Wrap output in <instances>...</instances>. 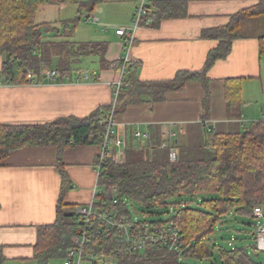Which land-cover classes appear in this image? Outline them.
I'll list each match as a JSON object with an SVG mask.
<instances>
[{
	"label": "trees",
	"instance_id": "16d2710c",
	"mask_svg": "<svg viewBox=\"0 0 264 264\" xmlns=\"http://www.w3.org/2000/svg\"><path fill=\"white\" fill-rule=\"evenodd\" d=\"M101 1L79 2L76 17L59 22L61 28L57 29L55 23L37 22V14L46 6L60 8L73 0H0V57L4 58L0 76L11 85H24L28 73L38 77L52 66L61 78L69 77L71 65L79 64L84 57H96L99 67L108 66L104 59V43L64 40L72 36L82 20V12H92ZM153 7L154 11L149 6V13L156 22L185 13V3L177 0L158 1ZM255 18H264V0L235 13L226 26L203 32V38L215 39L218 45L208 53L200 71L178 72L172 80L165 82H143L136 77L135 66L128 65L124 84L114 102L113 115L123 113L129 106L163 102L169 92H181L187 83L198 82L205 92L201 119H206L210 91L206 73L215 61L228 55L231 43L242 37V24ZM49 37L58 40L46 39ZM258 52L259 56H264V37L258 39ZM117 67H121V61ZM240 94L239 78L224 82L228 118L240 119ZM111 110L112 105L101 106L87 119L67 117L45 125L0 123V165L9 153L23 148L56 147L62 150L84 145L100 146ZM238 124H232L235 127L229 129L215 127L206 140L199 132L197 139L186 145L177 146L174 142L177 146L175 162L169 161L167 150L158 148L159 143L146 142L142 147L129 144L123 163L117 165L107 160L102 164L98 185L104 188L105 194L101 201L110 205L111 192L115 189L120 202L123 199L136 202L145 215L163 210L168 215L159 222H173L180 229L184 242V248L178 253L147 248L143 255L134 258L109 254L110 258L118 264H186V260L261 264L255 259L259 252L254 245H228L225 248L216 245L212 238L230 213L251 219L253 208L264 205V120L253 122L247 128ZM64 207H58L53 225L37 228L33 248V261L37 264L62 260L71 247V239L79 225L78 217L75 208L64 211ZM241 224L249 226L244 222ZM219 240L224 241V236ZM4 261L0 247V264Z\"/></svg>",
	"mask_w": 264,
	"mask_h": 264
},
{
	"label": "crops",
	"instance_id": "0c3cea01",
	"mask_svg": "<svg viewBox=\"0 0 264 264\" xmlns=\"http://www.w3.org/2000/svg\"><path fill=\"white\" fill-rule=\"evenodd\" d=\"M79 1L73 0L72 3H77V7ZM158 1L165 0H147L153 11V5ZM177 1L185 3L184 15L158 22L154 19L152 27H140L135 31L127 55L140 81L165 82L172 80L178 72L200 71L208 53L218 45L217 40L203 38L202 33L226 26L235 13L259 2ZM137 5L138 0H102L92 12H83L85 18L95 17L98 25H107L105 30H91L90 40L86 42L105 44L104 59L108 66L99 67L96 57H84L80 63L87 65L89 60L96 59L97 70L71 66L69 77L61 78L57 74L54 82L40 78L38 85L0 87V123L45 125L67 117L87 119L99 107L111 105L113 84L121 79L117 65L124 55L122 38L116 36L115 30L131 26L132 12ZM61 8L63 6L58 8L59 12ZM42 21L45 22V19ZM240 34L242 37L231 43L228 55L215 61L206 73L210 90L206 119H201L204 115L201 104L205 97L202 85L187 83L181 92H169L163 102L129 106L115 116L118 136L124 140L125 146L142 147L146 142L160 145L162 131L168 132L173 145L175 142L179 146L193 142L199 132L206 140L215 127L229 129L232 124L239 123L241 128H247L244 118L249 108L245 103H264V56H259L258 52V39L264 37V18L245 21ZM71 39L72 36L70 42L86 43ZM3 60L0 57V65ZM85 76L87 80L83 79ZM238 78L244 108L241 106L240 119L234 120L226 113L224 82ZM137 133L141 137L136 138ZM100 150L97 145H84L62 150L56 147L23 148L9 153L0 165V247L5 259L3 264H37L33 261L37 228L53 225L61 205L65 206L64 211L69 207L76 211L90 202L97 184L96 162ZM225 228L228 229L227 226ZM222 229L218 228L219 231ZM241 232L240 236H233L228 245L253 246V229L249 235L246 229L242 228ZM237 239L239 243L235 245L233 242ZM249 240L251 243L248 244Z\"/></svg>",
	"mask_w": 264,
	"mask_h": 264
},
{
	"label": "built area",
	"instance_id": "2783aa9c",
	"mask_svg": "<svg viewBox=\"0 0 264 264\" xmlns=\"http://www.w3.org/2000/svg\"><path fill=\"white\" fill-rule=\"evenodd\" d=\"M85 20L97 22L95 17H87L84 18ZM153 22L154 19L149 13L147 0H138V5L132 12L131 26L115 30L116 36L122 38V51L124 53L121 58V79L112 87V110L105 121L101 150L96 162L97 184L93 189L90 202L75 211L79 225L71 239V247L62 264H117L114 259L109 257V254L119 258H134L143 255L147 248L163 249L174 253H178L184 248L182 233L173 222H148L147 220L132 219L124 200L120 202L117 198V191L114 189L111 192V204L109 205L101 201L105 192L104 188L98 185L99 171L103 163L107 160L117 165L123 163L126 146L124 140L118 136V124L113 115L114 102L117 93L124 84V77L128 65L131 63L127 51L133 44L135 31L140 27H152ZM40 78L46 82H54L57 78V72L54 69H46L38 77L28 73L26 84L38 85ZM83 79L87 80L88 77L85 76ZM8 86H11L9 81L0 78V87ZM135 136L136 138L141 137L139 133ZM170 138L168 132L162 131V143L158 148L167 150L169 161L175 162L177 149ZM263 206L254 207L251 213L252 219L256 221L253 231V245L257 252H264ZM104 244L106 246H103Z\"/></svg>",
	"mask_w": 264,
	"mask_h": 264
},
{
	"label": "rangeland",
	"instance_id": "374dc122",
	"mask_svg": "<svg viewBox=\"0 0 264 264\" xmlns=\"http://www.w3.org/2000/svg\"><path fill=\"white\" fill-rule=\"evenodd\" d=\"M54 1L56 2L58 0H53V2ZM75 1H77V0H75ZM80 1L82 2V1H87V0H80ZM76 4L77 3L65 4L63 6V8L60 9V12H59V9L56 7L46 6L41 10L40 13L37 14L36 20H37V22H43L42 19L44 18L45 22L55 23V26L57 27V29H60L61 25H59V22L69 21V19L71 20L74 17H76V15H77ZM83 12H82V14H83ZM84 18H85V16L83 15L82 16L83 21L81 20V22L78 24L75 32L72 35L71 40H73L75 42H86V41L90 40L88 38H89L91 30L93 31L94 28H96L97 30L103 28V30H105L107 27V25H98V22H92V21H86V20L84 21ZM86 22L88 24H86ZM46 39L55 40L52 37H49ZM56 40H58V39H56ZM64 40L70 41L69 38H65ZM94 61H96V59L89 60L87 65H84V63H79V64L73 63L71 66L72 67L79 66L83 70L93 71V70H97V64ZM51 69H53V66L51 67ZM242 104H243L242 107L244 108V103H242ZM245 104L247 105V109L249 108L247 110L249 115L246 113L247 114L245 116L246 118H244V124L246 125V127H249L250 124L253 122H256L259 120H264V118H263L264 117V103H262L261 101H258V102H252L251 104H249V103H245ZM260 107H261V109H260ZM245 112H246V110L244 111V113ZM262 114H263V117H262ZM238 126L240 127L241 125L238 124ZM232 127H235V125H232ZM195 140H193V141H195ZM123 200L126 204V208L130 212L132 219H136V220L140 219V220H145V221L147 220L148 222H157L160 220H165L166 219L165 217H167V215H168V213H165V211H163V210L158 212L157 214H154L151 216L145 215L143 213L142 207L140 205H138L136 202H133V201L131 202V201L126 200V199H123ZM262 214H263V218H264V206H263V213ZM240 218L242 220H239ZM263 221H264V219H263ZM222 222H224V225H222L220 227H222L223 229L220 231L218 229H216L212 238L215 240L216 245L218 244V245L224 246L225 248L228 247V241L233 236L237 237V236H240V234H242V232H241L242 228L246 229L247 232H249L248 233V235H249L251 233V230L254 229V225L256 224V221L253 220L252 218L250 219L247 217H239V216L234 215V213H230V215L226 219H224ZM242 222L246 223L249 226L242 227V225H241ZM225 226L228 227L227 230H225ZM220 236H224V241L219 240ZM233 243H236L235 245H237L239 243V240L237 239ZM249 243H251L250 240H249L248 244ZM255 259L257 260V262L264 264V252H259L257 254V258H255ZM185 263L186 264H212L213 260H210V261L186 260ZM217 263H218V260H217ZM49 264H62V261L52 260L49 262Z\"/></svg>",
	"mask_w": 264,
	"mask_h": 264
},
{
	"label": "water",
	"instance_id": "95a60500",
	"mask_svg": "<svg viewBox=\"0 0 264 264\" xmlns=\"http://www.w3.org/2000/svg\"><path fill=\"white\" fill-rule=\"evenodd\" d=\"M255 257H257V255Z\"/></svg>",
	"mask_w": 264,
	"mask_h": 264
},
{
	"label": "bare ground",
	"instance_id": "6f19581e",
	"mask_svg": "<svg viewBox=\"0 0 264 264\" xmlns=\"http://www.w3.org/2000/svg\"><path fill=\"white\" fill-rule=\"evenodd\" d=\"M116 109V108H115Z\"/></svg>",
	"mask_w": 264,
	"mask_h": 264
}]
</instances>
